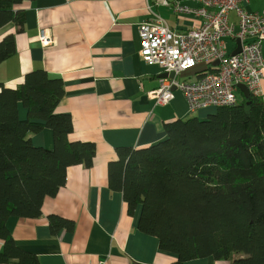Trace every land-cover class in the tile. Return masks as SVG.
<instances>
[{"label":"trees","instance_id":"1","mask_svg":"<svg viewBox=\"0 0 264 264\" xmlns=\"http://www.w3.org/2000/svg\"><path fill=\"white\" fill-rule=\"evenodd\" d=\"M29 0H0V28L21 30ZM13 33L0 38V63L14 55ZM64 95L60 76L43 69L26 73L14 87L0 83V263L40 264L19 249L6 228L10 216L35 218L46 197L66 182L72 165L93 164L94 142L69 141L72 121L56 113ZM18 103L27 118L18 116ZM52 130L51 149L30 134ZM165 139L142 148L117 147L108 162V187L120 191L128 215L140 208L137 229L176 255L168 264L212 257L228 264H264V102L241 98L204 118L164 123ZM52 234L74 223L49 216Z\"/></svg>","mask_w":264,"mask_h":264},{"label":"crops","instance_id":"2","mask_svg":"<svg viewBox=\"0 0 264 264\" xmlns=\"http://www.w3.org/2000/svg\"><path fill=\"white\" fill-rule=\"evenodd\" d=\"M151 1L29 0L16 7L25 13L21 30L12 22L0 28V38L13 33L16 44L15 54L0 63V83L14 87L35 69L60 76L64 95L55 112L71 118L68 140L94 142L96 146L92 166H69L65 184L44 199L38 217L10 216L6 221L15 245L36 255L40 264H94L103 260L106 264H168L176 260V255L159 249L156 237L137 229L140 208L128 215L122 193L108 187L107 177L108 162L116 159L117 147L149 146L165 139V122L191 117H185L188 103L177 89L165 105L147 96L159 86L163 73L139 56L138 26L149 17L147 5ZM180 1L195 5L190 0ZM255 1L250 0L246 9L262 10L264 0H260L263 7L259 10L249 6ZM153 10L168 24L173 15L175 25H169L178 30L197 23L193 18L175 17L168 8L153 6ZM44 28L52 36L45 47L39 41ZM261 88L264 102V79ZM211 112L213 109L205 111L202 118ZM18 116L27 118L21 103ZM30 140L47 149L54 145L49 128L30 134ZM51 215L73 221V230L61 228L52 234L48 225ZM2 247L0 240V251ZM184 264L228 262L204 257Z\"/></svg>","mask_w":264,"mask_h":264},{"label":"built area","instance_id":"3","mask_svg":"<svg viewBox=\"0 0 264 264\" xmlns=\"http://www.w3.org/2000/svg\"><path fill=\"white\" fill-rule=\"evenodd\" d=\"M190 1L195 5L180 0L148 2L149 17L138 26L139 56L147 65H157L163 73L174 75L160 78L159 86L148 91L147 96L156 104L165 105L177 89L183 93L190 112L238 104L243 97L239 84L246 86L250 96L262 98L264 7L249 11L246 6L250 0ZM153 6L168 8L175 17L193 18L197 23L178 30ZM227 39L235 42L230 49ZM51 40L50 30L41 29V45L48 46ZM238 42L239 50L231 54ZM197 64H203L204 69L179 79L180 73ZM94 264H106V260Z\"/></svg>","mask_w":264,"mask_h":264},{"label":"rangeland","instance_id":"4","mask_svg":"<svg viewBox=\"0 0 264 264\" xmlns=\"http://www.w3.org/2000/svg\"><path fill=\"white\" fill-rule=\"evenodd\" d=\"M261 1L260 0H256L255 2H251V4L249 6H251V8H253L255 10H259V9H261L263 7V4L261 3ZM168 20H169V24L170 25H175V19H174L173 15L169 16ZM226 41H227L229 49L235 44V42L231 41L230 39H227ZM202 69H204V65L203 64H197L195 67H193L191 69H188L185 72L180 73L178 77L181 80L182 79H187L189 76H193L196 71H201ZM209 110L210 109L200 110V111H196V112H190L189 111V112L186 113L185 117L195 116V117H198V118H202V115L204 114V112L205 111H209Z\"/></svg>","mask_w":264,"mask_h":264},{"label":"water","instance_id":"5","mask_svg":"<svg viewBox=\"0 0 264 264\" xmlns=\"http://www.w3.org/2000/svg\"><path fill=\"white\" fill-rule=\"evenodd\" d=\"M238 50H239V42H238V47L234 51H232L231 54H235ZM216 63H217V61L214 62V64H216ZM173 75H174L173 72H170L168 74H166V73L161 74L162 77H166V76L172 77ZM238 88L241 91L244 98H246V99L250 98L249 91L244 84H239Z\"/></svg>","mask_w":264,"mask_h":264}]
</instances>
